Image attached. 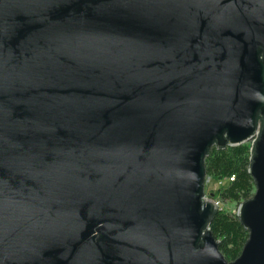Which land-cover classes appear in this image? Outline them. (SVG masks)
I'll use <instances>...</instances> for the list:
<instances>
[{
    "label": "water",
    "instance_id": "1",
    "mask_svg": "<svg viewBox=\"0 0 264 264\" xmlns=\"http://www.w3.org/2000/svg\"><path fill=\"white\" fill-rule=\"evenodd\" d=\"M250 140L229 262L205 158ZM0 264H264V0H0Z\"/></svg>",
    "mask_w": 264,
    "mask_h": 264
},
{
    "label": "trees",
    "instance_id": "2",
    "mask_svg": "<svg viewBox=\"0 0 264 264\" xmlns=\"http://www.w3.org/2000/svg\"><path fill=\"white\" fill-rule=\"evenodd\" d=\"M261 117H258L260 120ZM254 147L252 143L224 147L212 145L205 158L206 171L217 178L234 175L233 181L223 187L221 198L224 201L241 203L252 198L256 191V181L250 173ZM207 227L219 241V249L229 262L236 260L247 243L250 230L237 213L217 210L209 219Z\"/></svg>",
    "mask_w": 264,
    "mask_h": 264
},
{
    "label": "built area",
    "instance_id": "3",
    "mask_svg": "<svg viewBox=\"0 0 264 264\" xmlns=\"http://www.w3.org/2000/svg\"><path fill=\"white\" fill-rule=\"evenodd\" d=\"M234 178V175L223 178H217L212 174L206 173L204 182V192L209 194L216 201L219 210H225V201L221 198L220 193L223 187L227 185L226 182L230 183V181H233ZM216 190L219 191L218 194H216Z\"/></svg>",
    "mask_w": 264,
    "mask_h": 264
},
{
    "label": "rangeland",
    "instance_id": "4",
    "mask_svg": "<svg viewBox=\"0 0 264 264\" xmlns=\"http://www.w3.org/2000/svg\"><path fill=\"white\" fill-rule=\"evenodd\" d=\"M248 143H252V140L247 141ZM227 184H229V182H226ZM219 191L216 190V194H218ZM240 203H236V202H232V201H225V211H229V212H233V213H237L238 211V207H239Z\"/></svg>",
    "mask_w": 264,
    "mask_h": 264
}]
</instances>
